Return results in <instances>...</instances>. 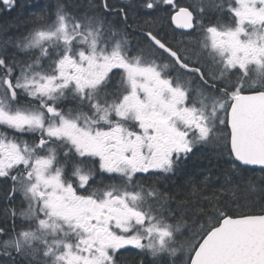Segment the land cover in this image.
<instances>
[{
    "label": "snow or ice",
    "instance_id": "snow-or-ice-1",
    "mask_svg": "<svg viewBox=\"0 0 264 264\" xmlns=\"http://www.w3.org/2000/svg\"><path fill=\"white\" fill-rule=\"evenodd\" d=\"M18 7L0 264H264V0Z\"/></svg>",
    "mask_w": 264,
    "mask_h": 264
},
{
    "label": "trees",
    "instance_id": "trees-1",
    "mask_svg": "<svg viewBox=\"0 0 264 264\" xmlns=\"http://www.w3.org/2000/svg\"><path fill=\"white\" fill-rule=\"evenodd\" d=\"M18 2L21 5H23V4L27 3V0H18ZM35 2H36V0H32V3H35ZM25 14L26 13L24 11H22V8H20V7L16 8L15 10H13V11H11L9 13H0V24H5V23H8V22H11L14 19H16L17 17L23 16ZM199 163L200 162H198V161L191 162L189 164V169L190 170H195L196 166Z\"/></svg>",
    "mask_w": 264,
    "mask_h": 264
}]
</instances>
